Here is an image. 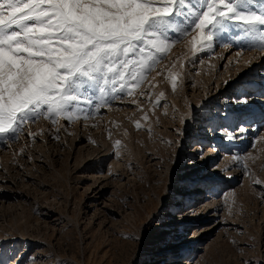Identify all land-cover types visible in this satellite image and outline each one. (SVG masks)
<instances>
[{
	"label": "rangeland",
	"instance_id": "1",
	"mask_svg": "<svg viewBox=\"0 0 264 264\" xmlns=\"http://www.w3.org/2000/svg\"><path fill=\"white\" fill-rule=\"evenodd\" d=\"M260 51L217 46L193 63L177 42L135 97L87 119L41 117L28 126L35 139L0 143V264H129L138 248V264L264 258V189L252 179L264 181V103L245 85L261 81ZM239 87L256 104L251 119L237 115ZM240 124L248 146L222 138ZM149 219L143 245L129 240Z\"/></svg>",
	"mask_w": 264,
	"mask_h": 264
},
{
	"label": "snow or ice",
	"instance_id": "2",
	"mask_svg": "<svg viewBox=\"0 0 264 264\" xmlns=\"http://www.w3.org/2000/svg\"><path fill=\"white\" fill-rule=\"evenodd\" d=\"M185 40L193 63L197 53L217 46L264 51V0H0V143L35 139L28 126L41 117L87 119L135 97L133 89L153 66ZM129 102L139 107L136 98ZM234 102L247 104L249 97ZM249 130L222 127V138L238 140ZM233 159L250 173L240 156ZM252 179L264 189V181ZM151 224L145 221L141 236L128 239L142 246ZM138 258L139 248L129 264ZM243 264H264V258Z\"/></svg>",
	"mask_w": 264,
	"mask_h": 264
},
{
	"label": "bare ground",
	"instance_id": "3",
	"mask_svg": "<svg viewBox=\"0 0 264 264\" xmlns=\"http://www.w3.org/2000/svg\"><path fill=\"white\" fill-rule=\"evenodd\" d=\"M259 58H263V61H264V51H260V54H259ZM263 62H261L260 63V65H259V67H261L262 68V71H261V74H260V76H261V81H256V80H252L250 83H248V84H245V85H253L254 86V90L252 91V93H254V92H258V95H256L255 97L256 98H258V99H256L257 101H259L261 104H263L264 103V100L261 98V96L259 95L260 94V92L259 91H261L262 89H263V85H264V65L262 64ZM247 68H245V69H241V71L237 74V75H241V78H237V79H234V83H233V85H235L237 82V80H240V79H242V77H244L245 75H248L249 76V74H250V72H245V73H243L245 70H246ZM248 71V70H247ZM252 71V70H251ZM258 75L256 74L255 75V77H257ZM261 84V87H257L256 88V86L258 85V84ZM259 86V85H258ZM242 90H243V88H238L237 89V92H236V94H235V97H237V98H239L240 97V94L242 93ZM263 91V90H262ZM261 91V92H262ZM249 93H251V89H250V92L248 91V94ZM250 102V101H249ZM258 103V102H257ZM206 108V107H205ZM209 108V107H208ZM257 107H256V104L254 105V103L253 104H251V103H249V105H248V103L247 104H242V103H240L239 105H238V113H237V115L238 114H240V115H242V116H245V114H249V115H247V117H246V119H251L252 117H254L253 115H254V113H255V109H256ZM258 110H260V109H258ZM200 113H202L203 114V112H200ZM190 114V111L189 112H187L186 113V115H185V117L187 118V116ZM257 114H259V112L257 111ZM246 119H244V121H243V123L246 121ZM184 120V119H183ZM216 119H214L213 120V123H215L214 121H215ZM231 120H232V117H231ZM248 125V124H247ZM211 130L213 129V127H211L210 128ZM255 130V129H254ZM250 131H247L246 133H244L242 136H241V138H242V141L244 142V145H246L245 143L247 142V134L249 133ZM215 142V141H214ZM242 145H243V143H242ZM246 146H248V145H246ZM214 149V146H213V148H212V150ZM214 152V151H213ZM197 176H195L194 178H193V180L196 178ZM183 188H188L189 186H182ZM192 188H196V186L195 187H192ZM191 188V189H192ZM187 242V241H186ZM176 246H174L173 247V249L175 248ZM172 249V250H173ZM160 253V252H159ZM163 259V256L161 257H157L156 258V261H155V263L154 264H159V262L161 261ZM165 261V260H164Z\"/></svg>",
	"mask_w": 264,
	"mask_h": 264
}]
</instances>
